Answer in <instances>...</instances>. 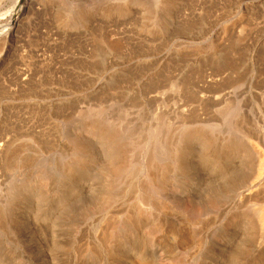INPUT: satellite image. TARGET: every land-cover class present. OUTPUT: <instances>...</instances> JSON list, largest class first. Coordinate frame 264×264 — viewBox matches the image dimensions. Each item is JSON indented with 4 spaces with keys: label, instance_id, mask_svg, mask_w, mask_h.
<instances>
[{
    "label": "rangeland",
    "instance_id": "rangeland-1",
    "mask_svg": "<svg viewBox=\"0 0 264 264\" xmlns=\"http://www.w3.org/2000/svg\"><path fill=\"white\" fill-rule=\"evenodd\" d=\"M236 132L253 147L264 133V0H0V264H29L13 219L29 199L91 186L45 223L61 231L62 261L80 253L76 244L95 248L92 233L110 218L70 228L73 215L97 212L89 201L105 190L109 209L120 206L125 178L107 162L125 151L133 174L153 149L185 154ZM126 134L138 139L133 148H122ZM171 167V182L185 184V166ZM178 203L170 218L184 230L189 204ZM202 237L186 246L163 237L174 250L165 264H203Z\"/></svg>",
    "mask_w": 264,
    "mask_h": 264
},
{
    "label": "bare ground",
    "instance_id": "bare-ground-1",
    "mask_svg": "<svg viewBox=\"0 0 264 264\" xmlns=\"http://www.w3.org/2000/svg\"><path fill=\"white\" fill-rule=\"evenodd\" d=\"M128 135L122 148H133L138 142ZM108 136L115 138L116 134ZM254 137L258 147H253L250 134L236 132L208 136L203 139L205 148H192L185 154L170 148L153 149L145 156L146 164L134 169V180L127 152L120 154L119 163L108 160L106 172L125 178L120 206L109 209L114 196L105 190L89 201L97 212L86 208L73 215L70 228L83 224L90 215L100 222L110 218L105 221L104 231L92 233L95 248H88L90 242L88 246L76 244L80 253L62 258L64 263L55 251L61 231L52 224L47 229L45 223L56 221L91 186L77 184L58 201L29 199L23 211L13 216L30 242L29 264H74L78 257L81 264H165L172 249L164 247L163 237L171 244L186 246L195 241L201 245L202 236L206 238L203 264H264V133H255ZM169 165L185 166V184L176 182L174 174L176 183L171 182L173 168ZM185 198L189 205L179 215L185 221L186 230H182L176 215H170L182 207L178 200ZM39 205H43L41 210ZM212 230L213 235H207ZM103 241H107L108 249H102ZM64 244L72 247L70 240Z\"/></svg>",
    "mask_w": 264,
    "mask_h": 264
}]
</instances>
